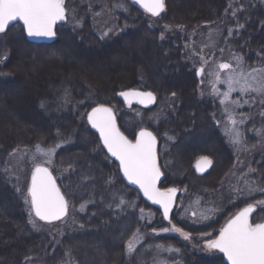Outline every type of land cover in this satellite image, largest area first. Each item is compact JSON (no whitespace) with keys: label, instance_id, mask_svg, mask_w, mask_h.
Instances as JSON below:
<instances>
[{"label":"rangeland","instance_id":"374dc122","mask_svg":"<svg viewBox=\"0 0 264 264\" xmlns=\"http://www.w3.org/2000/svg\"><path fill=\"white\" fill-rule=\"evenodd\" d=\"M181 2L184 8H188V6L191 5V8L196 9L198 6L196 0H182ZM232 2L233 3L228 2V13L225 15L226 21L224 25L209 26L207 24L200 37L198 33H195L196 31H200V29L194 27L191 29L192 35L189 34L192 39L190 42H193L194 47H191V43H184V47L191 49V52L196 50L200 51L199 54H195L194 52L191 53L192 55H196L193 56V58L190 56V58L196 59V64L193 63L190 65L191 73L194 77H196V73L200 68L204 69L203 74L200 76L201 85L199 84V87L196 86L194 94H197L196 99H198V102H208L213 106L218 105L220 107L216 114V116L219 115V129L213 131L210 128V130L202 123V125L194 131H192L193 128H188V130L183 131L185 133L183 135L186 136V140L183 141L182 139L176 140L175 138L177 136H168L169 132L167 133L169 128L173 126L178 127L179 121L178 123H176V121L162 122L161 125H164L162 141L164 142V151L168 158L165 160L164 164H167V169H169V174L172 178L180 182V175L184 176V173L188 174V166L191 161H193L191 163L192 170L197 160L202 157H207L212 160L214 164L212 172L202 181L189 177V182L187 184L198 188L205 186L206 188H204V191L212 190L210 187L213 186L215 191L212 190L211 192L216 193L220 191V189H217L219 185L216 186V184L222 183L227 176H230V185L231 182L232 185L229 187L232 195L236 198H244L248 186L244 185V179L242 177L236 175L235 168H233L232 171V168H226L227 165L224 163L225 155L223 156L224 150L222 151L218 148V143H221L218 136H220V138L222 137L225 144L230 145L231 142L233 151H236L235 148H238V151L240 150V155L237 156V159H240L242 149L245 145L243 128L246 124L242 112L244 109L262 101L264 97L252 93L250 94V98L249 95L241 96L239 91H235L225 104H221L220 101L225 99L221 94L227 91V85L223 82L214 84L215 76L213 74L219 72L220 80L223 81L227 70H219L218 65L226 62L232 64L233 68H235L237 57L241 58L242 67L246 71H251L252 68L264 69V48H257L255 52L249 51L251 47L248 40L246 42L244 38L250 39L255 36L253 31H251L252 29L241 25L238 27L237 25H233L236 22L235 18L240 16L243 17V15L247 13L249 5L253 10L251 5L252 0H232ZM65 4H67V6L69 5V24L67 25L69 28H64L61 32L58 30V37L61 35L62 37L66 36L74 39V32L80 30L83 26L82 22V24H79L80 10L86 8V14L92 16V21L98 26L96 27L97 33L94 35L100 43L101 41H111L113 44L110 43L108 49H104L93 43H87L82 49L70 38H67L63 42L62 49L57 51L58 53L51 51L45 54H39L19 46L20 37L16 36L14 39L9 40V46L13 45L9 49L10 56L5 48L0 51V188L2 186L11 187L9 183L16 188L18 187V192H15L16 197L19 194L21 204L28 213H31V199L28 194V188L30 187L31 175L35 163H40L50 168L56 175L58 181L59 179L65 181L63 174L65 175V173H67L66 158L56 161L57 149L55 150V155L51 158L52 162L46 163L47 157L42 156L41 152H46L52 147L48 146L44 148L42 147L44 146L42 143L36 146H34V144L29 146L22 145L20 147L16 146L20 143L21 138L28 134L29 131L34 133L39 139H48V130H43V124H40L41 121H44V115L47 114L48 93L51 95V92L57 90V94H59L62 86L74 84L70 89L72 96L77 95L78 97L86 98L89 94L87 89L92 88L97 95H101L108 99L111 97L110 91L112 88L127 83H131L137 87L143 82H148L154 84V87L156 86V88L160 90V87L165 86L182 88H187L189 86L184 76L178 75L168 80L161 75L167 67L165 66L166 62L160 57V53L158 52L160 44L154 35L155 28L157 27L147 24L153 17L145 16L143 19L141 17H135L132 13L133 7L129 4L127 5L125 0H66ZM262 12H264V10ZM241 17L239 22L243 21ZM127 19L130 23L134 24L133 27L127 25ZM259 27L261 36H264V26L262 23H260ZM163 29V33L180 32L184 37L188 36L187 33H189L187 32L188 29L172 30V27L167 25H165ZM244 32L247 33L245 34ZM155 39L157 40V44L155 43ZM196 41H198V45L195 43ZM111 50L114 52L117 50L121 52L122 55L120 58L115 57L117 56L116 53L108 56L109 62L105 63L108 64L107 67L104 66V63L97 61L103 54L111 53ZM124 51H126V54ZM126 56H129V59L126 60ZM28 60H30V62ZM90 66H94L96 69L90 68ZM110 73L120 75L113 77ZM167 75L168 77L171 76L169 69ZM213 87L217 89L216 92L213 91ZM130 89L131 88L127 89L125 87L115 89L116 92L114 97L117 104L113 109H115L114 111L119 115V125L121 121L122 126L129 131L128 134L130 135L132 134L130 130L135 129L137 125L145 121L149 122L154 127L161 128L158 122L159 120L156 121L154 118H149L148 113H142L136 110H125L123 107H119L121 105L118 104L120 101L117 99V95ZM235 100L241 101L240 106H235L231 103V101ZM244 101L248 102L244 103ZM84 103V105H86V103L87 105L91 104V102ZM35 105L38 106V108H36ZM203 109L208 111L205 106H203ZM164 116V119L167 120L166 115ZM174 116L173 114V117ZM230 118L235 119V125L230 122ZM153 129L156 130V128ZM234 131L240 132L242 143L234 144L232 142ZM79 142H81V144L72 149L76 151L75 154L77 157L83 156L84 152L86 154L90 152V145L87 144L83 136H79ZM70 146L74 147L73 142L65 144L60 143L59 148H69ZM170 147H172L171 150ZM230 156L231 155H229L227 159ZM72 165L69 171L73 173L75 170V173H81L80 168L78 169V164V166L73 163ZM230 171L231 173H229ZM236 176L238 181L235 180ZM80 180H78V182ZM234 189H244V192L238 195ZM210 195L212 196L209 197L210 199L207 197L202 199L193 198L191 200L188 199L186 202L178 200L177 209L174 214L180 212V219L187 224H183L185 229L189 230V228H194L196 230H204L211 221L217 219L216 217L219 215L220 211L219 208L215 206V202H213V194ZM73 200L80 201V205L77 209L72 205L70 214L72 211H74V215L86 214L87 206L85 204V195L81 197L75 196ZM216 203L222 208L223 204L217 198ZM256 207L257 211L258 208L264 209V205H256ZM207 209H213V211L208 213V218L205 219L202 217V213ZM129 212L131 213V217L127 227L123 228L119 223L112 224L107 229H104L102 234L92 238L94 242H100L101 246L103 245L105 250L102 253H106V257L102 258V256L99 255V250L96 249L95 243H89L90 239H84V234L74 240L73 245L76 247L78 254L83 257V264H104L107 258H109V253L114 252L121 243L130 236L133 218H138L139 214L131 208H129ZM222 212L225 213L226 211L223 210ZM193 213H195V215H193ZM232 214L227 215L226 221L232 217ZM141 215L144 224L142 229L143 233L141 234L138 231L134 233V236L126 248L128 258L131 259L134 257V262L138 264H183L182 257H184V255L181 251L176 250V248L172 246L159 247L158 250L161 252L159 257L154 260H144V255L151 250L143 248L138 251V249L141 245L146 243V226L154 227L151 230L152 234L159 236L164 234L168 235V237L176 238L180 243L182 242L189 248L196 250L198 252L197 254L202 256V259L207 258L203 259V261H195L192 264H212L211 260L213 261V259L219 258L216 257L219 256L216 250H209L204 247L208 235L211 233L202 236L194 235L191 236L192 239L185 240L179 233L174 231H162L161 228L171 229V224L167 225L166 223H162L154 225V214L142 212ZM69 218L70 215L67 219ZM67 219L65 221H67ZM65 221L61 222V224H65ZM72 226L73 225H67L66 227L53 230L52 232H54V234L59 232L60 235L64 228H66L67 231V228H71ZM29 227L32 233L38 232L39 235L41 232L48 234L50 230L48 229V225L39 222L34 216H32L29 221ZM154 229L155 231H153ZM182 230L187 232L184 229ZM73 233L74 231H71V235ZM35 236H37V234H35ZM211 236L215 238L213 234H211ZM130 244L132 246L131 251L129 250ZM41 247L42 242L37 239L29 249L32 252H37ZM2 258L3 254L0 252V264H2ZM35 260L36 259L31 260L30 264ZM26 263L29 264L28 262H25V264ZM5 264L12 263L6 262ZM35 264L40 263L36 261Z\"/></svg>","mask_w":264,"mask_h":264},{"label":"trees","instance_id":"16d2710c","mask_svg":"<svg viewBox=\"0 0 264 264\" xmlns=\"http://www.w3.org/2000/svg\"><path fill=\"white\" fill-rule=\"evenodd\" d=\"M181 1L182 0H166V14L162 16L161 20L151 18L147 24L157 27L155 28L154 35L160 44L158 52L160 53V57L166 62L165 66L167 67L161 75L168 80L178 75L184 76L189 83L187 88L165 86L160 87V90L156 88V86L154 87V84L148 82H143L137 87L131 83H127L112 88L110 91L111 97L108 99L101 95H97L92 88H88L87 91L89 94L87 99V97L81 98L77 95L72 96L70 89L74 84H71L69 86H62L59 94H57V90H55V92H51V95L48 93L47 114L44 115V121L40 122L41 125L43 124L42 129L48 130V139H39L34 133L29 131L28 134L21 138L20 143L16 146H29L33 144L39 145L42 143L45 147H55V150L57 149L56 161L66 158L67 164V173H65V175L62 173L65 181L59 179L60 187L65 196L68 198L71 206L74 205V208L76 209L80 205V201L78 202L73 200V197L75 198V196L81 197L85 195V204L87 206L86 214L74 215V211H72L70 218L65 221V224L58 223L48 225V229H50L48 234L43 232H41L40 235L38 232L32 233L29 227V213L26 212L22 206L19 194L16 197L15 192H18V189L11 183H9L11 187L2 186L0 188V252L3 254V258L1 259L2 264H5L6 262L12 264H25V262H28L30 264L31 260L34 259L36 260L33 261L34 263L32 262V264H35L36 261L40 264H83V257L78 254L76 247L73 245L74 240L83 234L84 239H90L89 243H95L96 249L99 250V255L104 258L107 255L106 253H102L105 248L103 245L101 246L100 242H94L92 238L102 234L103 230L107 229L112 224L119 223V225L123 226V228L127 227L130 223L131 217L129 208L139 214L138 218H133L134 220L131 226L130 236H128L114 252L109 253V258H107L104 264H138L137 262H134V257L131 259L128 258L126 248L129 241L134 236V233L137 231L141 234L143 233L142 229L144 224L141 215L142 212H150L154 214V225L162 224L164 221L163 217L159 211L148 206L137 194V192L130 189L124 183L118 166L108 157L99 141V138L90 129L87 123V113L91 112L93 107L100 104L108 107H115L117 104L114 97L116 88H134L152 91L159 96L158 104L156 106L157 109L155 108L156 110L141 111L137 108L134 109L141 111L142 113H148L149 118H154L156 121L159 120L158 122L161 128H156L149 122L145 121L142 124L137 125L135 129L130 130V132H132L130 135L128 134L129 131L122 126L120 121L123 132L129 137H133V132H138L140 128H156L155 131L162 140L164 125H161V123L167 121H176V123L179 121L178 127L173 126L167 131V133L169 132L168 136H177L175 138L176 140L182 139L185 141L186 136L183 135L185 134L183 131L188 130V128H193L192 131H194L198 129L202 123H204V125L209 129L211 128L213 131H217L219 129L216 125L219 124V115L216 116V114L220 107L218 105L213 106L208 102H198V99H196L197 94H194V90L196 86L199 87V83L196 77H194L191 73L190 65L193 63L196 64V59H192L193 56L196 55H192L191 53L194 52L195 54H199L200 51L196 50L191 52V49L184 47V43H191V47H194L193 42H190L192 40L190 38L192 35L191 29L194 27H198L200 29V31L195 32L198 33L200 37L207 24L209 26L224 25L226 21L225 15L228 13V2H233L232 0H196V4L198 6L196 9H193L190 7L191 5H189L188 8H184ZM251 5L253 10L249 5L247 13L243 15L244 18L240 16L243 21L239 22L240 17H237L235 18L236 22L233 25H237V27L241 25L252 29L251 31H253L255 36L250 39L244 38V41L247 42L248 40L251 47L249 51L255 52L257 48H264V36H261L259 27L260 23L264 26V12H262L264 10V0H252ZM86 12V8H82L80 10L81 14H79V24L83 23V26L80 30L74 32V39L66 36L62 37L60 35L57 42L53 45H34L25 39L23 29L18 25L12 28L8 34L0 37V51L5 48L10 56L9 49L13 45L9 46V40L14 39L16 36L20 37L19 46H22L33 53L39 54H45L51 51L58 53L57 51L62 49L64 44L63 42L67 38H70L82 49L87 43H93L104 49H108L110 43H113L111 41H101L100 43L95 36L97 33L96 27L98 26H96V24L92 21V16L86 14ZM132 13L135 17L144 18V16H142L135 8H133ZM126 21L128 26H134V24L130 23L128 19ZM67 25L59 28V32H61L64 28H69ZM165 25L172 27V30L188 29V36L184 37L180 32L163 33V27ZM244 33L246 34L247 32ZM155 43L157 44V40ZM195 43L198 45V41ZM115 53L117 55L115 56L116 58H120L122 55L121 52L116 50L115 52L112 51L111 53L103 54L97 61L104 63V66L107 67L108 64L105 63L109 62L108 56ZM124 53L126 54V51H124ZM190 56H192V58H190ZM126 57V60L129 59V56ZM28 61L30 62V60ZM90 68L96 69L94 66H90ZM168 69L171 73L170 77L167 75ZM110 75L116 77L120 74L115 75L110 73ZM84 102H91V104L87 105L86 103V106L84 105ZM118 104L121 105L119 107L128 109L120 102ZM203 106H205L208 111H205ZM36 108H38V106H36ZM173 114L175 115L174 117ZM164 115H166L167 120L164 119ZM242 116L246 120V124L243 128L245 145L242 149L240 159H237V156L240 155V150L238 151V148H235L236 151H233L231 148V142L230 145L225 144L220 136H218V139L221 143H218V148L222 151L224 150L223 156L225 155L224 163L227 165L226 168H232L231 171L235 168L236 175L244 179V185L264 188V99L257 102L254 106L244 109ZM79 136H83L86 139L87 144L90 145V152L88 154L84 152L81 157H77L75 154L76 151L72 150L81 144V142H79ZM71 142H73L74 147L70 146L69 148H59L60 143L65 144ZM229 155L233 157L230 156L227 159ZM164 162L163 160L160 162L166 172V178L162 185L163 188L174 187L184 189L185 193L179 200L182 202H186L188 199L191 200L193 198L202 199L207 197L210 199L209 197H212L210 194H213V202H215V206L219 208L220 212L216 217L217 219L211 221L208 227L204 230H196L194 228H189V230L185 229L184 225L187 224L180 219V212L174 214L172 218L173 225L184 229L190 233L191 236H202L209 233L216 236L218 235L219 229L224 225L228 214L233 213L235 215L239 210L248 204L255 205L257 201L264 200V193L253 192L252 194H249L247 193V189L244 198H236L233 196L229 187L232 185V182L230 185V176H227L225 181L222 183L216 184V186L219 185L217 189H220V191L216 193L211 192L212 190L215 191L213 186L210 187L212 190L204 191V188H206L205 186L198 188L187 184L189 182V177L198 180L195 177L194 172L191 170V163L193 161L189 163L188 174L184 173V176L180 175V182H178L170 176L169 169H167L166 166L167 164H164ZM72 163L79 165L77 166L78 169L80 168L81 173H75V170L73 173L69 171L70 167L73 166ZM231 171L229 173H231ZM237 176L235 180L238 181ZM78 180L80 181L78 182ZM216 198L222 202V208L217 205ZM223 210L226 212H222ZM253 220L258 223L264 222L263 208H258V211L254 214ZM67 225L73 226L71 228H67V231L66 228H64L60 235L59 232L55 234L52 232L53 230H59ZM152 228L154 227L146 226V243L141 245L138 249V251L143 248L151 250L149 253L144 255V260H154L159 257L161 252L158 249L162 246H172L176 248V250L181 251L184 255V257H182L183 264H192L195 261H203V259H207H202V256L197 254L198 252L196 250L189 248L182 242L180 243V241L176 238L152 234ZM71 231H74L72 235ZM35 234H37V236H35ZM37 239L41 240L42 247L39 251L32 252L29 248L36 242ZM216 257L219 258H215L213 261L211 260L212 264H226L220 254Z\"/></svg>","mask_w":264,"mask_h":264},{"label":"snow or ice","instance_id":"6c2138e0","mask_svg":"<svg viewBox=\"0 0 264 264\" xmlns=\"http://www.w3.org/2000/svg\"><path fill=\"white\" fill-rule=\"evenodd\" d=\"M66 0H0V33H5L13 22H22V27L29 37L52 38L56 35V25L67 18ZM147 12L153 16H159L164 10V0H135ZM219 70H227L223 81L219 72L214 73V84L223 82L227 85V91L222 93L225 99L220 101L225 104L235 91L241 96L252 93L264 97V69L252 68L246 71L242 67L241 58H236V67L230 63H220ZM204 69L198 70L197 75H202ZM213 91L217 89L213 87ZM125 99L131 103V98H137L139 103L150 104L155 101L151 92H139L136 90L121 92ZM248 101H244L247 103ZM235 106H240L241 101H231ZM87 120L92 128L99 133V138L107 152L119 161V168L123 176L134 185H138L143 195L148 200L157 204L163 210V218L170 221V212L175 203L176 188H166L163 191L157 187L163 173L158 164L157 137L146 128H140L133 132V139H129L117 126L116 117L112 108L100 104L93 107L87 113ZM235 125V119L230 118ZM234 144L242 143L239 131L233 132ZM39 151V149H38ZM47 157L46 163H51L55 155V147L41 152ZM211 160L202 157L197 168L203 169L211 165ZM237 194H242L244 189H234ZM249 194L253 192L264 193V188L248 186ZM31 197V209L41 221L61 220L66 214L68 203L61 193L48 167L35 163L31 175V186L28 188ZM256 205H264V200L257 201ZM256 205L248 204L226 221L219 229L218 235L212 238L211 234L204 247L209 250H217L226 256L229 264H264V222H255L250 217L255 211ZM213 209H207L202 217L207 219L208 213ZM195 215V213H193ZM155 231V229L153 230ZM163 232L174 231L185 240L192 239L191 234L181 228L172 225V228H164ZM129 250H132L131 244Z\"/></svg>","mask_w":264,"mask_h":264},{"label":"water","instance_id":"95a60500","mask_svg":"<svg viewBox=\"0 0 264 264\" xmlns=\"http://www.w3.org/2000/svg\"><path fill=\"white\" fill-rule=\"evenodd\" d=\"M165 1V0H164ZM165 3V2H164ZM165 8V7H164ZM151 14V13H150ZM66 21H67V18H66V20L65 21H63V22H58V24L56 25V28H55V31H56V35L54 36V37H52V38H35V37H29L28 35H27V33H26V31L24 30V32H25V37H26V39L29 41V42H32V43H34V44H38V45H51V44H54L55 42H56V40H57V27L58 26H60V25H64L65 23H66ZM16 24H20L21 26H22V22H13V24L9 27V29L10 28H12L14 25H16ZM9 29L8 30H6V32L5 33H0V35H3V34H6L8 31H9ZM128 91H131V90H128ZM123 92H126V91H123ZM139 92H141V91H139ZM154 95V97H155V101L154 102H152V103H150V104H147V106H145L144 104H141V103H139V101H138V99L137 98H131V103H129L128 101H125V99H124V97L122 96V95H120V93L117 95V99L120 101V102H122L124 105H128V106H133V105H136V106H138V107H140V108H144V109H147V110H150V109H152V108H154L155 107V105H156V103H157V98H156V96H155V94H153ZM89 123V122H88ZM116 123H117V120H116ZM89 125H90V127H91V129L99 136V133H98V131L96 130V129H94V128H92V126H91V124L89 123ZM117 126H118V123H117ZM119 127V126H118ZM101 140V139H100ZM101 142H102V140H101ZM102 144H103V142H102ZM105 148V147H104ZM105 150H106V152H107V149L105 148ZM107 154L118 164V166H119V161L118 160H116V158L115 157H112L111 156V154L110 153H108L107 152ZM209 159V158H208ZM210 160V159H209ZM201 161V159L200 160H198L197 162H196V164L194 165V171L196 172V174H197V176L198 177H205V176H207L208 174H210L211 172H212V170H213V168H214V164H213V162H212V160H211V165H209V166H206V167H204L202 170L201 169H198L197 168V164H198V162H200ZM122 172V171H121ZM53 175V174H52ZM122 175H123V173H122ZM54 177V176H53ZM55 178V177H54ZM123 178H124V180H125V182L130 186V187H132L133 189H135L136 191H138L139 192V194L143 197V199L149 204V205H151L152 207H154V208H156V209H158V210H160L161 212H162V214H163V210H162V208H160V206L159 205H157V204H154L152 201H150V200H148L147 199V197H145L144 195H143V192H142V190H140L139 189V186L138 185H134V184H131L128 180H127V178L126 177H124L123 176ZM162 179H163V175H162V177H161V179H160V181L158 182V184H157V187H158V185H159V183L162 181ZM57 183V182H56ZM57 186H58V184H57ZM59 187V186H58ZM159 188V187H158ZM62 193V192H61ZM178 194V192H176V195ZM176 195H175V201H176ZM174 207H175V203L173 204V206H172V211L170 212V219H171V216H172V213H173V211H174ZM255 213V211L253 212V214ZM67 214H68V209H67ZM67 214L61 219V220H63L66 216H67ZM252 214V215H253ZM252 215H251V219H252ZM39 219V218H38ZM58 221H60V220H56V221H51V222H47V221H43V222H45V223H55V222H58ZM167 221H169V220H167ZM223 256H224V254L223 253H221ZM224 262L226 263V264H229V262L227 261V258H226V256H224Z\"/></svg>","mask_w":264,"mask_h":264},{"label":"flooded vegetation","instance_id":"af4514ba","mask_svg":"<svg viewBox=\"0 0 264 264\" xmlns=\"http://www.w3.org/2000/svg\"><path fill=\"white\" fill-rule=\"evenodd\" d=\"M136 7H138L137 5H136ZM140 10H142L140 7H138ZM156 135V134H155ZM156 137H157V139H158V156H159V160L160 159H162V160H167L168 158H167V156H166V152L164 151V142L161 140V142L162 143H160V140H159V138H158V136L156 135ZM172 149V147H170V150ZM194 174H196L195 172H194Z\"/></svg>","mask_w":264,"mask_h":264}]
</instances>
